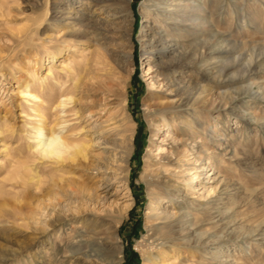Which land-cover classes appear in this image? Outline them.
I'll list each match as a JSON object with an SVG mask.
<instances>
[{"label":"rangeland","instance_id":"obj_1","mask_svg":"<svg viewBox=\"0 0 264 264\" xmlns=\"http://www.w3.org/2000/svg\"><path fill=\"white\" fill-rule=\"evenodd\" d=\"M82 1L0 0V264H50L55 257L58 264H68L62 261L61 237L54 236L64 225L57 222L62 205L69 215L64 227L75 220L102 229L107 256L119 255L120 264H264V0H109V11L96 24L98 33L91 26L90 36L99 38L122 78L121 103L112 112L118 110L130 129L127 160L121 168L113 158L107 164L100 159L106 153L93 148L82 164L48 170L32 160L29 131L38 117L31 110L34 102L29 108L21 90L29 86L44 102L46 122L55 119L47 106L56 105L60 85L46 74L51 68L57 77L71 51L50 54L63 47L68 30L81 27L76 10ZM197 5L206 9L208 33L172 25L195 20L188 9ZM215 32L221 34L216 45L204 41L217 37ZM149 39L155 50H170L146 53L152 50ZM222 42L244 44V49L239 55L212 53ZM152 74L159 84L151 85ZM73 93L77 99L78 90ZM174 98L186 122L175 133L181 139L176 148L181 163L194 165L201 145L203 155L217 159H210L213 173L200 176L207 188L203 196L200 185L192 192L179 183L182 199L175 206L161 200V207L182 209L188 216L162 220L149 213L170 181L157 171L156 145L167 151L171 144L161 141L166 126L156 124L155 111L158 103ZM101 108L92 107L96 115L91 120L108 115L107 107ZM77 117L62 119L87 129L88 121ZM12 161H26L32 169L26 177L23 171L8 179ZM88 193L92 202L82 198ZM37 197L42 205L58 204L48 226L40 222L44 215ZM160 247L165 248L163 263L156 260ZM176 253H181L178 261L170 263Z\"/></svg>","mask_w":264,"mask_h":264},{"label":"bare ground","instance_id":"obj_2","mask_svg":"<svg viewBox=\"0 0 264 264\" xmlns=\"http://www.w3.org/2000/svg\"><path fill=\"white\" fill-rule=\"evenodd\" d=\"M82 3L84 4L83 7L76 10L79 14L77 19L80 21L81 27L68 30L61 38V42L64 44L62 45L63 47L59 48L57 53L52 51L50 54V58H54L63 50V48H67L71 51V54H68V56L62 61V71L58 73L57 77H55L51 68L46 74L48 77H52L53 80L60 85L61 92L58 95L56 105L53 107L47 106L50 111L55 112V119L46 122L47 113L43 111L44 102L39 96H37V94L31 91L29 86H25L24 89L21 90V93L28 104L30 101L34 102L33 104L30 103L33 106L31 107V110L34 112L35 116L38 117L37 121H35L36 123L31 126V130L29 131L32 143L28 148L32 153V160L35 163L39 162L38 164L36 163L38 166L48 170L58 169L63 171L65 167H70L74 165L75 162V164L80 163L81 159L90 158V153L93 148H100L101 152L106 153L104 158L100 157V159H104L106 163L109 164L110 158H113V161L118 163L117 165L119 168H121L126 162L127 155L129 154L131 134L127 132H129L130 129L121 123L123 118L119 117L118 110L115 109L112 112V109L116 108V106L121 103L120 96L123 92L121 91L122 89H120V86L122 78L119 76V71L113 63V60L100 46L101 44L97 42L99 38L97 39L90 36L91 26L95 28L91 30L93 31V34H95V32L98 33L100 28L96 27V24H100V22L104 20V14L110 9L111 3L109 0H83ZM184 5H187V3ZM70 8L67 9L69 10ZM61 9L63 11L64 8ZM188 11L195 16V20L181 23L172 21V25L184 29L186 27L193 31L202 30L203 32L208 33V27L205 25L207 23L205 16L206 9H202L197 5L195 7H189ZM144 21H147V19L145 18ZM215 34H217V37L211 35L204 41H209L208 43H214V45H216L218 42L216 39L221 34L218 32H215L214 35ZM92 41H96L95 47L93 48H91ZM147 43L152 48V50L146 52L148 54H154L155 52L165 54L170 50L168 46L155 50L153 47L156 45H154L155 42L152 39H149ZM77 45L80 47H77ZM218 47L219 48H216L217 50L212 53L225 55L234 51L239 55L242 53L241 47L244 49V44L242 46L234 43L229 44L222 42ZM123 55L127 58L131 56V54L127 53H124ZM155 74H152L151 80L154 79V81H151V85L160 83L155 79ZM73 89L78 90L79 96L77 99L74 97ZM70 102L72 103L70 104ZM75 103L79 107L78 110L74 107ZM30 104L29 108L31 106ZM97 105L103 106L101 109L107 107L106 111L109 113L102 120L100 117L91 120V118L96 115V111L92 110V107H96ZM157 105L155 112L159 115L156 119V124L161 123L166 126V129L163 130L161 141L167 140L168 143L171 144V148L167 151H165L162 146L156 145L158 154H160V159L156 163V165H158L157 171L159 175L167 177L170 181H165L163 184V187L165 188L164 191L157 193L155 203L149 207V213L152 214L151 216L156 217V219L162 220L179 217L184 214L185 216H188V211L182 209L170 210L166 206L161 207V200L169 202L170 206H175V204L182 199V186H180L179 183H183L186 189L191 190L192 192H197L194 189L197 185H200V196H203V194L207 192V188L202 181H199L201 179L200 176L205 172H208V175L209 173H213L214 166L210 162V159L214 156L206 157L203 155L205 154L206 149L201 145L199 152L194 153V157L192 156L194 158V165L189 166L188 162L181 163L180 153L178 150L176 151L178 145L181 144V139L178 138L175 133L183 130L186 127V122L185 117H183L180 113L181 111L178 110V99L174 98L169 103H158ZM68 114L77 115L78 117L75 119L78 120L79 118L86 119L85 122L87 123L88 121L87 129L86 126L81 124L78 127L68 124L66 122L68 120L67 118L62 119L63 116H68ZM26 116L29 117L30 115L26 114ZM113 151H115V153H113ZM189 151H192V149ZM9 166L10 171L6 176L8 179L20 177L18 174L23 173V171L26 177L27 173L25 172L32 169L26 161H12ZM208 175L205 177H208ZM37 176L39 175L37 174ZM210 177L215 176L210 175ZM71 180L74 183L73 179ZM193 183L194 185H192ZM54 185L57 186V184ZM79 197L81 199V196ZM82 198L85 202L93 201L91 193L83 194ZM36 199L38 200L37 207L40 209V212L42 211L40 214H42V216L44 215V217H42L44 219L40 222H42L44 226H48L47 219L49 218V215L56 212L58 204L54 200H49L48 203L42 205L39 201L40 197H37ZM205 208L206 206H199L198 209ZM66 209L67 205H62V208H60V212H63V216L59 218L57 222L62 221L64 222V225H61L56 232V235H54L56 238L61 237V241L63 242L61 249L63 254L61 256L63 259L62 261H68V264H120L119 255H115L114 257L107 256L108 238L103 235L102 229L89 227L86 224H80L75 220L70 222L69 227H64L69 216L64 213ZM61 250H56V254H61ZM164 252L165 248L160 247L158 253L161 255L156 260L162 262L164 260L163 258H165L164 255H162ZM180 255L181 253L172 255V261H170V263H176ZM56 258L57 257H55L50 264H58V259Z\"/></svg>","mask_w":264,"mask_h":264}]
</instances>
